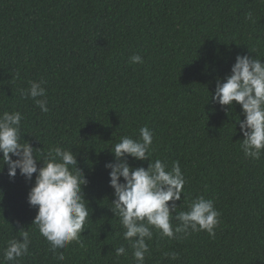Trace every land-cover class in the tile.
<instances>
[{"label":"trees","instance_id":"obj_1","mask_svg":"<svg viewBox=\"0 0 264 264\" xmlns=\"http://www.w3.org/2000/svg\"><path fill=\"white\" fill-rule=\"evenodd\" d=\"M238 54L264 62V0H0V115L19 111L22 140L40 152L60 146L76 153L90 213L80 241L57 249L64 255L58 260L32 224L37 209L27 193L35 173L26 180L17 170L10 178L5 165L0 262L136 264L111 211L104 165L121 137L139 139L146 126L150 159L169 169L177 161L184 174L177 212L202 195L220 216L211 237L190 231L169 239L153 228L144 264H264V151L245 158L240 106L211 101ZM133 55L143 63H132ZM41 80L46 113L19 91ZM150 159L127 157L145 169ZM21 229L29 232L28 253L5 261ZM120 246L126 254L117 257Z\"/></svg>","mask_w":264,"mask_h":264},{"label":"clouds","instance_id":"obj_2","mask_svg":"<svg viewBox=\"0 0 264 264\" xmlns=\"http://www.w3.org/2000/svg\"><path fill=\"white\" fill-rule=\"evenodd\" d=\"M130 61L143 63L139 55H133ZM43 83L42 80L32 81L27 89L19 91L22 98H32L41 112L46 113L49 109ZM211 101L229 108L233 102L240 106L244 116L243 120L236 121L243 137L240 148L245 158L259 159L264 151L262 59L238 54L230 74L216 81ZM22 119L19 111H5L0 115V173L5 165L10 178L17 175V170L26 180H32L35 173L34 185L27 193V203L37 209L32 224L49 242L56 258L63 261L64 255L57 253V249H64L73 241L79 242L85 222L89 219L88 202L83 193L88 181L77 167L76 153L71 149L54 146L45 154L22 140ZM139 137L136 140L121 137L110 151L114 154L113 160L104 167L110 170L109 186L114 195L111 211L120 220L124 229L123 238L130 241L136 264H144L145 254L149 251L146 240L152 239L153 228L169 239L178 238L180 233L188 235L190 231H206L211 237L219 225L220 213L213 201L202 195L192 199L186 211L177 212L175 202L181 200L186 183L179 162L174 161L169 169L161 159H150L153 134L148 127L139 129ZM37 152L40 153L39 158L35 154ZM127 157L137 161L150 159V162L146 169L133 167ZM172 219L179 223L173 226ZM20 232L21 239L8 242L4 251L5 261H17L28 253L29 232L24 229ZM114 251L117 257L126 254L124 246ZM171 256L176 258L175 253Z\"/></svg>","mask_w":264,"mask_h":264}]
</instances>
